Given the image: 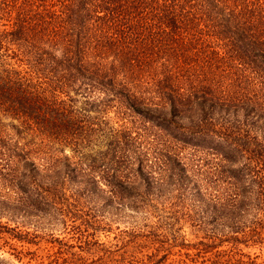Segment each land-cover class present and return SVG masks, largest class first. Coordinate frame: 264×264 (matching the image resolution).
<instances>
[{"label":"trees","instance_id":"obj_1","mask_svg":"<svg viewBox=\"0 0 264 264\" xmlns=\"http://www.w3.org/2000/svg\"><path fill=\"white\" fill-rule=\"evenodd\" d=\"M0 114V264H264V0H0Z\"/></svg>","mask_w":264,"mask_h":264},{"label":"rangeland","instance_id":"obj_2","mask_svg":"<svg viewBox=\"0 0 264 264\" xmlns=\"http://www.w3.org/2000/svg\"><path fill=\"white\" fill-rule=\"evenodd\" d=\"M0 116L8 120L7 116L0 114ZM135 221H108L107 223L103 222L100 223L101 225L98 227L99 223L94 222L91 224V221L84 222L81 217H75L73 220L68 221L69 223H74L73 226H67L65 229L56 230L55 234H59V236L63 237L64 239L69 240H79L84 238L89 239H100L101 241H105L106 243H114L116 242L120 236L124 235L123 230H134V228H137V231L140 232V238L143 240L146 238L150 233L153 234L156 237V240L158 241V231L160 227L165 228V225H163V220L160 217H158V212H154L153 215H150L147 219H145L144 215L139 212L137 214H134ZM137 219V220H136ZM160 225V227L158 226ZM137 226V227H136ZM63 228V227H62ZM23 230V229H22ZM25 230V229H24ZM23 230V231H24ZM64 230V231H62ZM169 233V232H168ZM168 233H164V235H168ZM78 239H77V238ZM159 239H165L162 236L159 237ZM15 244H17L18 248L23 249H34L38 246L35 244L27 243L13 240ZM240 248L245 251L249 252L252 256H257L258 259L262 258L264 256V245H245L240 244ZM40 252L41 250L43 252H47L49 250H52V243L49 241V239L45 236V238H42L40 243ZM8 249V247H5ZM171 249V248H170ZM150 249H147L144 247V253L149 252ZM1 252V251H0ZM138 254V253H137ZM3 261L2 264H23L28 259L27 256H25L21 261L14 257L13 254L9 253L8 251L2 253ZM143 256V255H142ZM176 255V251L174 249L169 250V253L167 255V262L170 261L172 258H174ZM158 257V255L155 257V259ZM46 258L40 257L38 260L45 261ZM147 264H151L148 260V257L145 258ZM40 262V261H39ZM30 264H35V260H31Z\"/></svg>","mask_w":264,"mask_h":264}]
</instances>
